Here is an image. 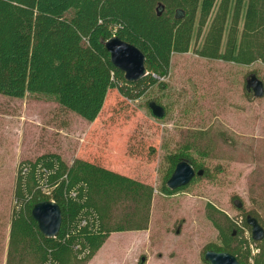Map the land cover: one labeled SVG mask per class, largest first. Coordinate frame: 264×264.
<instances>
[{
  "label": "trees",
  "instance_id": "1",
  "mask_svg": "<svg viewBox=\"0 0 264 264\" xmlns=\"http://www.w3.org/2000/svg\"><path fill=\"white\" fill-rule=\"evenodd\" d=\"M113 36L144 55L147 74L138 82H126L112 66L103 44ZM193 38L201 41L194 48L199 58L264 64V0H0V95L53 100L93 123L109 91L134 102L161 87L173 55L188 53ZM250 76L262 83L264 96L263 82ZM205 133L198 134L199 142ZM170 160L174 168L185 160L201 171L193 180L210 173L182 155ZM253 195L256 209L238 208L241 225L211 205L206 209L221 233V245L210 250L229 253L241 264L250 258L264 264V238L252 241L254 256L240 238L251 233L247 216L264 230V193ZM152 200L151 186L81 158L68 164L47 153L23 162L4 232V264H88L112 234L146 231ZM43 201L61 210L54 238H45L31 217Z\"/></svg>",
  "mask_w": 264,
  "mask_h": 264
},
{
  "label": "rangeland",
  "instance_id": "2",
  "mask_svg": "<svg viewBox=\"0 0 264 264\" xmlns=\"http://www.w3.org/2000/svg\"><path fill=\"white\" fill-rule=\"evenodd\" d=\"M197 44L193 38L188 53L173 55L161 87L139 100L109 91L93 123L53 100L0 95V264L17 170L47 153L68 164L76 158L94 162L153 188L148 229L112 234L89 264H206L205 252L221 245L207 205L237 225L239 204L245 212L257 208L251 198L264 193V96L254 98L246 86L252 73L264 84V64L199 58ZM150 102L164 108V118L152 115ZM179 155L210 173L165 193L174 170L170 158ZM240 238L254 256L251 233Z\"/></svg>",
  "mask_w": 264,
  "mask_h": 264
},
{
  "label": "water",
  "instance_id": "3",
  "mask_svg": "<svg viewBox=\"0 0 264 264\" xmlns=\"http://www.w3.org/2000/svg\"><path fill=\"white\" fill-rule=\"evenodd\" d=\"M103 45L109 54L112 66L123 74L126 82L135 83L146 76L145 57L138 48L121 40L117 36L109 38ZM246 88L247 91H252L255 98L263 96V85L255 77H251ZM149 108L155 117L159 119L163 118L164 110L162 107L152 102L149 104ZM201 175V171H195L187 161L181 160L176 164L166 186L169 190L174 191L188 186L196 176ZM239 205L240 208L241 204ZM31 217L37 224L39 232L45 238H54L58 235L62 222V214L59 206L53 201H43L35 204L31 210ZM246 223L251 229L252 241L259 242L263 240L264 230L257 220L251 216H247ZM203 258L208 264H241L234 256L225 252L208 250L205 252ZM142 262H144V259L141 260Z\"/></svg>",
  "mask_w": 264,
  "mask_h": 264
},
{
  "label": "crops",
  "instance_id": "4",
  "mask_svg": "<svg viewBox=\"0 0 264 264\" xmlns=\"http://www.w3.org/2000/svg\"><path fill=\"white\" fill-rule=\"evenodd\" d=\"M119 234H122V233H119ZM94 257H95V256H94ZM94 257L92 258V260H91L89 263H91V262L93 261ZM89 263H88V264H89Z\"/></svg>",
  "mask_w": 264,
  "mask_h": 264
}]
</instances>
